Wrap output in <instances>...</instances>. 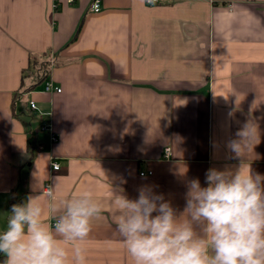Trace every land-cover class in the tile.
Listing matches in <instances>:
<instances>
[{
    "label": "crops",
    "instance_id": "crops-1",
    "mask_svg": "<svg viewBox=\"0 0 264 264\" xmlns=\"http://www.w3.org/2000/svg\"><path fill=\"white\" fill-rule=\"evenodd\" d=\"M91 4L0 0V230L39 183L57 201L88 192L104 212L82 243L87 264H132L116 195L151 186L180 215L210 168L243 160L264 175V0ZM33 57L49 61L48 79ZM49 79L62 90L46 91ZM249 122L240 157L229 142Z\"/></svg>",
    "mask_w": 264,
    "mask_h": 264
},
{
    "label": "clouds",
    "instance_id": "clouds-1",
    "mask_svg": "<svg viewBox=\"0 0 264 264\" xmlns=\"http://www.w3.org/2000/svg\"><path fill=\"white\" fill-rule=\"evenodd\" d=\"M255 127L246 123L229 142L237 156L253 147ZM205 183L190 182L180 215L151 186L135 199L115 196L116 229L132 264H264V175L242 160L235 170L208 169ZM55 189L39 183L40 195L12 205L0 230L3 264H87L82 243L104 207L88 192L57 201Z\"/></svg>",
    "mask_w": 264,
    "mask_h": 264
},
{
    "label": "built area",
    "instance_id": "built-area-1",
    "mask_svg": "<svg viewBox=\"0 0 264 264\" xmlns=\"http://www.w3.org/2000/svg\"><path fill=\"white\" fill-rule=\"evenodd\" d=\"M74 0H69V2H73ZM149 2H153V1H157V0H148ZM101 7H102V0H92V4H91V10L93 11H100L101 10ZM45 90L46 91H49V92H53V91H57V92H60L62 89L60 87H56L53 82L49 79L46 81V84H45ZM30 105L33 109H35L37 106H36V102L34 100H31L30 101ZM53 139H55L53 137ZM169 152V148H167V153ZM53 167L55 169H58L59 168V163L54 161L53 162ZM152 173V171L150 170L149 171V174ZM142 175L145 174V172H141Z\"/></svg>",
    "mask_w": 264,
    "mask_h": 264
},
{
    "label": "trees",
    "instance_id": "trees-1",
    "mask_svg": "<svg viewBox=\"0 0 264 264\" xmlns=\"http://www.w3.org/2000/svg\"><path fill=\"white\" fill-rule=\"evenodd\" d=\"M31 69H36L39 72L42 73V80H46L49 78V73H50V67H49V61L47 60H42L33 57L31 58Z\"/></svg>",
    "mask_w": 264,
    "mask_h": 264
},
{
    "label": "bare ground",
    "instance_id": "bare-ground-1",
    "mask_svg": "<svg viewBox=\"0 0 264 264\" xmlns=\"http://www.w3.org/2000/svg\"><path fill=\"white\" fill-rule=\"evenodd\" d=\"M147 175V174H146Z\"/></svg>",
    "mask_w": 264,
    "mask_h": 264
}]
</instances>
